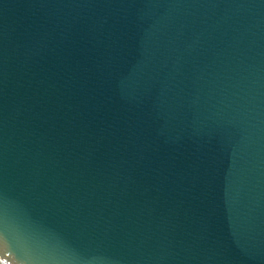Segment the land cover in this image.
I'll list each match as a JSON object with an SVG mask.
<instances>
[{"label": "water", "instance_id": "95a60500", "mask_svg": "<svg viewBox=\"0 0 264 264\" xmlns=\"http://www.w3.org/2000/svg\"><path fill=\"white\" fill-rule=\"evenodd\" d=\"M0 264H264V0H0Z\"/></svg>", "mask_w": 264, "mask_h": 264}]
</instances>
